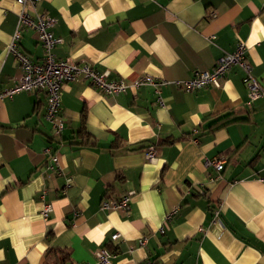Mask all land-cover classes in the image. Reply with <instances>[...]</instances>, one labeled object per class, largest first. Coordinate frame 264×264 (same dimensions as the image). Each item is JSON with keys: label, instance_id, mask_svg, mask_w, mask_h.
<instances>
[{"label": "crops", "instance_id": "obj_1", "mask_svg": "<svg viewBox=\"0 0 264 264\" xmlns=\"http://www.w3.org/2000/svg\"><path fill=\"white\" fill-rule=\"evenodd\" d=\"M18 10L0 0V92L21 75L5 55ZM28 11L53 19L55 59L86 61L110 80H189L243 43L264 88V0H39ZM19 49L43 58L34 31L23 32ZM160 97L162 107L150 86L113 96L68 82L60 137L44 118L42 92L0 101V264H46L59 250L69 253L64 264H94L100 248L115 255L111 264H264V96L247 106L233 67L218 87L165 85ZM213 159L224 160L220 172L204 166ZM129 191L127 213L99 209ZM43 203L52 207L46 221Z\"/></svg>", "mask_w": 264, "mask_h": 264}, {"label": "built area", "instance_id": "obj_2", "mask_svg": "<svg viewBox=\"0 0 264 264\" xmlns=\"http://www.w3.org/2000/svg\"><path fill=\"white\" fill-rule=\"evenodd\" d=\"M39 0H16L19 10L16 14V24L7 45L5 55L11 56L21 69V75L18 80L9 88L0 92V101L4 98L11 97L17 92H42L45 95L46 109L44 118L50 124L54 137H60L65 126L64 118L61 115L60 92L62 87L68 82L77 80H86L106 95H119L127 91H137L141 87L150 86L153 89L156 103L162 107L163 101L160 97V88L165 85H173L184 92H194L208 86L218 87L223 77L233 68L237 67L242 73V81L248 90L247 106L251 102L264 96V88L259 85L257 80L251 74V64L246 56V49L243 43H238L235 49L230 53H223L215 60L213 67L209 71H196L193 77L185 81H164L150 76L139 77L132 81L110 80L108 72L98 71L94 65L86 61H69L57 60L52 54V50L57 43V39L52 33L54 25L53 19L45 13H30L28 9L34 11ZM214 13L210 12L209 17ZM34 31L37 35L38 42L43 50V58L40 62L32 60L19 49V43L24 31ZM46 153L49 149L45 150ZM147 161L152 162L156 157V150L153 146L145 149ZM54 161V156H50ZM223 159L206 160L205 167L212 166L218 172L223 169ZM50 168H52L50 166ZM57 174L60 176L61 171L58 169ZM70 177H65V183H70ZM264 182V181H262ZM134 192L129 191L122 193L113 198L103 199L99 205L100 210L120 211L127 213L130 208L131 199ZM43 198V195L41 196ZM221 204H216L212 210L211 223H217L220 214ZM52 207L49 203H43L40 216L44 221L48 219ZM175 210L166 214L159 232H164V227L169 223ZM76 215V213H74ZM118 233H113L110 240L115 242L119 239ZM138 246L144 247L146 238L138 240ZM115 255L109 253L104 248H100L95 253L94 264H111ZM146 264H156L147 262Z\"/></svg>", "mask_w": 264, "mask_h": 264}, {"label": "trees", "instance_id": "obj_3", "mask_svg": "<svg viewBox=\"0 0 264 264\" xmlns=\"http://www.w3.org/2000/svg\"><path fill=\"white\" fill-rule=\"evenodd\" d=\"M82 133H83V126L81 127V129H79L78 134L81 135ZM53 253L54 254L46 260V264H64L69 258L68 251L59 250Z\"/></svg>", "mask_w": 264, "mask_h": 264}]
</instances>
